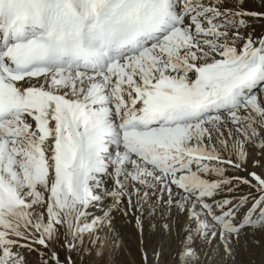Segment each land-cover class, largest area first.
Listing matches in <instances>:
<instances>
[{
	"label": "snow or ice",
	"instance_id": "1",
	"mask_svg": "<svg viewBox=\"0 0 264 264\" xmlns=\"http://www.w3.org/2000/svg\"><path fill=\"white\" fill-rule=\"evenodd\" d=\"M124 218L144 264L157 226L170 264L264 234V0H0V264Z\"/></svg>",
	"mask_w": 264,
	"mask_h": 264
},
{
	"label": "rangeland",
	"instance_id": "2",
	"mask_svg": "<svg viewBox=\"0 0 264 264\" xmlns=\"http://www.w3.org/2000/svg\"><path fill=\"white\" fill-rule=\"evenodd\" d=\"M255 2L256 0H249V6H252ZM256 23L259 24L261 22L257 21ZM130 232H132V236H134L133 239L132 236L129 235ZM116 233L115 236L111 233L102 234V242L105 241L106 243L103 249H100L99 244L96 246V250L88 256L82 258L74 257L76 264H144L143 249L141 248L142 238L134 222H130L129 218H124L122 223H117ZM146 236L148 239L147 242L145 239ZM143 244L145 248H147V251H152L153 248L157 249V252L160 253L158 256L159 263L165 259L168 252L170 257L164 261L166 264H170L174 252L171 255L169 251L173 250L175 243L169 236L161 233L159 226H157L156 233L151 239L149 238L148 232L145 231ZM233 248L234 259L229 260L227 264H264V234L258 232L252 233L250 230L246 229L241 233L239 241L237 240L233 243ZM203 252L206 254L207 258L202 255L201 264H220V257L218 256L211 258L210 263H207L210 256L209 254L212 251L205 248ZM156 260L157 257L152 256V258L148 260V264H156Z\"/></svg>",
	"mask_w": 264,
	"mask_h": 264
},
{
	"label": "bare ground",
	"instance_id": "3",
	"mask_svg": "<svg viewBox=\"0 0 264 264\" xmlns=\"http://www.w3.org/2000/svg\"><path fill=\"white\" fill-rule=\"evenodd\" d=\"M120 227V226H119ZM122 227V226H121ZM120 230H122V229H120ZM124 231V230H123ZM132 231V230H131ZM249 233V232H248ZM258 233H260V232H258ZM129 235H133L132 234V232H130V234ZM136 236V235H135ZM243 236V235H242ZM249 236V235H248ZM133 237L134 236H132V239H133ZM243 238V237H242ZM249 238V237H248ZM129 239H130V237H129ZM131 239V240H132ZM135 239V238H134ZM146 242H147V236H146ZM244 239V238H243ZM237 241V240H236ZM238 241H239V239H238ZM134 243V242H133ZM106 243H105V241H103L102 243H100V249H103V247H104V245H105ZM153 245V244H152ZM250 245V244H249ZM133 246V245H132ZM242 246V245H241ZM250 247V246H249ZM248 247V248H249ZM102 251V250H101ZM175 251V247L173 248V250H171V251H169L170 253H171V255L173 254V252ZM250 251V250H249ZM167 254L168 255H166V257H165V259L164 260H166V259H169V257H170V254L167 252ZM210 256H209V260H207V263H210V261H211V258H213V257H215L216 256V254L214 253V252H210V254H209ZM264 255V254H263ZM152 251H148V260H150L151 258H152ZM262 256V255H261ZM256 257V256H255ZM161 261L159 264H166V262L165 261ZM250 260V259H249ZM260 260V259H259Z\"/></svg>",
	"mask_w": 264,
	"mask_h": 264
}]
</instances>
